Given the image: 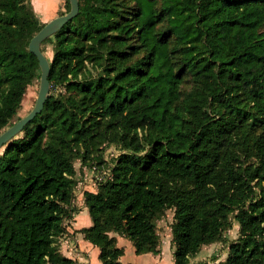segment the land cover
<instances>
[{"label":"trees","instance_id":"trees-1","mask_svg":"<svg viewBox=\"0 0 264 264\" xmlns=\"http://www.w3.org/2000/svg\"><path fill=\"white\" fill-rule=\"evenodd\" d=\"M78 1L48 38L41 113L0 149V264H75L57 247L76 211L74 163L100 166L109 146L121 152L109 176L82 192L80 232L101 264H120L112 232L158 253L168 209L174 264L232 219L238 238L210 264H264V0ZM45 24L31 0H0V133L40 77L28 44Z\"/></svg>","mask_w":264,"mask_h":264},{"label":"crops","instance_id":"crops-1","mask_svg":"<svg viewBox=\"0 0 264 264\" xmlns=\"http://www.w3.org/2000/svg\"><path fill=\"white\" fill-rule=\"evenodd\" d=\"M65 2L66 0H57L56 2L55 0H31L37 16L42 22L46 23L57 16L60 7L65 6ZM42 15L48 16V18L45 20L41 18ZM75 169L77 180H80L81 175L84 173V167L82 168L81 165L76 167L75 165ZM72 204L76 210L82 209L78 213L75 211L74 221H71L69 225L65 224L66 233L57 241L58 252L63 257L74 261L75 264H101L98 247L89 243L80 232L81 229L91 226V220L89 222L90 217L82 195L73 198ZM80 220L83 223L80 222L78 224ZM110 236L115 238L116 246L123 251L119 258L120 264H174L171 238L162 240L159 243L158 253L136 254L134 246L129 239L113 232L110 233Z\"/></svg>","mask_w":264,"mask_h":264},{"label":"rangeland","instance_id":"rangeland-1","mask_svg":"<svg viewBox=\"0 0 264 264\" xmlns=\"http://www.w3.org/2000/svg\"><path fill=\"white\" fill-rule=\"evenodd\" d=\"M56 1L57 0H55V2ZM66 5H67V3L65 4V6L60 7L57 16L66 12V10H67ZM52 8H51V10H52ZM41 18L46 20L48 18V16L42 15ZM51 43H52L51 39H48L46 41V43L43 45L44 54L46 55V57L49 60H51L52 56H53ZM190 86L191 85H190L189 81L185 82L182 85V91L188 90L190 88ZM38 89H39V79L33 81V83L27 87L26 92H25L23 99H22V102H21V107L18 111L17 116L13 119L12 123H15L19 118L25 116L33 108V106L35 104L36 97H37ZM49 93H50V90H49ZM0 153H1V151H0ZM110 158H113V157H109L108 159H110ZM74 165H76V167H79L80 162L78 160H75ZM88 168L89 167H84V171L87 170ZM83 176H84V173L81 175V179ZM86 187L89 190L95 189V188H91L89 185H87ZM81 209L82 208H80L79 210H81ZM79 210L78 209L76 210L77 213ZM173 211H174L173 209L166 210L164 215L155 221L156 232L159 236V242H162V240H168V239L172 238L171 224L173 222ZM75 213L76 212H73L72 218L69 220H66L65 224L69 225V223L71 221H74L73 217L76 215ZM80 222H82V220L78 221V224ZM89 222H90V219H89ZM238 235H239V225L234 219H232L231 227L223 232L220 240L213 243V244L203 246L201 248L200 252L196 255V257L191 260V264H196V263L210 264L212 262H216V263L217 262H223L227 257L229 245L232 242L236 241V239L238 238Z\"/></svg>","mask_w":264,"mask_h":264},{"label":"water","instance_id":"water-1","mask_svg":"<svg viewBox=\"0 0 264 264\" xmlns=\"http://www.w3.org/2000/svg\"><path fill=\"white\" fill-rule=\"evenodd\" d=\"M70 9L67 13L59 15L48 21L30 40L28 44V50L32 53L39 65L40 77H39V89L35 104L33 108L23 117L19 118L8 128L4 129L0 133V149L7 144L11 139L15 138L26 124L32 121L36 115L40 114L45 101L49 96L50 84H49V72L50 64L49 59L41 50V44L43 41L58 32L67 22L72 20L79 11L78 0H68Z\"/></svg>","mask_w":264,"mask_h":264},{"label":"built area","instance_id":"built-area-1","mask_svg":"<svg viewBox=\"0 0 264 264\" xmlns=\"http://www.w3.org/2000/svg\"><path fill=\"white\" fill-rule=\"evenodd\" d=\"M119 150H116L113 146L106 147L103 152L104 164L100 166H92L84 171V176L79 180L78 187L73 192V198L82 195L83 190L88 189L86 186L89 185L91 188H97V186L104 182L106 177L109 176L111 168L114 163V159L120 154ZM109 157H113L108 159ZM83 181V182H82Z\"/></svg>","mask_w":264,"mask_h":264}]
</instances>
